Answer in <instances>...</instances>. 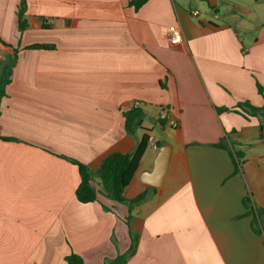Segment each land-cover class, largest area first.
<instances>
[{"label":"crops","instance_id":"crops-1","mask_svg":"<svg viewBox=\"0 0 264 264\" xmlns=\"http://www.w3.org/2000/svg\"><path fill=\"white\" fill-rule=\"evenodd\" d=\"M131 1L27 0L20 37L21 0H0V61L19 49L0 113V264H67L71 254L105 264L132 237L127 264H264V233L244 205L264 209L262 122L217 111L264 104V0ZM137 102L143 125L132 136L124 114ZM162 107L178 128L161 126ZM145 133L158 149L148 146L125 189L127 200L146 195L129 222V207L103 195L80 203L71 160L97 186L104 159L133 153ZM222 141L244 153L239 172ZM163 145L166 175L147 185Z\"/></svg>","mask_w":264,"mask_h":264},{"label":"trees","instance_id":"trees-1","mask_svg":"<svg viewBox=\"0 0 264 264\" xmlns=\"http://www.w3.org/2000/svg\"><path fill=\"white\" fill-rule=\"evenodd\" d=\"M148 0H132L130 5L135 7L138 10ZM27 0H21L18 7V32L20 37L28 29L27 21ZM45 29H49L48 24L44 25ZM6 47L13 48V46L3 42ZM51 46L47 45H33L27 49H51ZM13 54L8 55L4 60L0 61V113L2 100L6 97V89L12 82V75L14 68L18 62L19 49L13 48ZM258 92L264 98V88L260 85H257ZM219 113L222 112H233L244 116L245 118H258L261 120V129H262V138H264V104L262 107H255L249 102L239 103L236 107L228 108H218ZM125 117V126L127 132L134 136L138 131L142 130L143 125V111L141 109H132L131 111L124 114ZM162 127L166 126L165 121H159ZM9 141L8 139H2ZM150 142V136L145 133L143 137L139 140L135 151L131 154L123 153H113L107 158L104 159L100 169L98 170L96 176L98 179L97 186L94 185V174L90 168L82 163L71 160V162L76 165L79 169V174L81 178L80 185L76 192L77 200L82 204H90L94 202H99V196L103 195L111 200L126 204L129 207V217L127 218L128 222L131 218L132 209L134 206L141 204L146 195L142 194L133 200H127L124 198L125 189L128 187L133 177L135 176L138 167L142 158L144 157L146 150L148 149ZM217 147L224 150H229L231 153L236 172H239L242 169L244 164V153L235 151L233 147L222 143L218 144ZM253 202L251 198H246L244 205L248 212L246 216H253L252 227L254 231L258 234L264 233V209H256L253 207ZM105 210H108L104 207ZM137 237H132V245L130 249L122 255L117 256L113 260H108L105 264H127V260L131 257L137 248ZM67 264H84L81 257L71 254L66 257Z\"/></svg>","mask_w":264,"mask_h":264},{"label":"built area","instance_id":"built-area-1","mask_svg":"<svg viewBox=\"0 0 264 264\" xmlns=\"http://www.w3.org/2000/svg\"><path fill=\"white\" fill-rule=\"evenodd\" d=\"M191 14L194 17H197L199 15V12L194 10L191 12ZM170 42L171 45H178L181 42V35L180 32L177 29H171L170 32ZM142 105L141 103L137 102L133 106L132 109H141ZM159 119L161 121L166 122V126L170 129H176L179 127V121L175 117L172 116V113L168 107H162L159 111ZM149 145L155 149H158L157 141L154 139H150Z\"/></svg>","mask_w":264,"mask_h":264},{"label":"water","instance_id":"water-1","mask_svg":"<svg viewBox=\"0 0 264 264\" xmlns=\"http://www.w3.org/2000/svg\"><path fill=\"white\" fill-rule=\"evenodd\" d=\"M168 161L169 147L163 145L156 159L153 171L144 174L143 182L150 186L159 187L166 175Z\"/></svg>","mask_w":264,"mask_h":264},{"label":"rangeland","instance_id":"rangeland-1","mask_svg":"<svg viewBox=\"0 0 264 264\" xmlns=\"http://www.w3.org/2000/svg\"><path fill=\"white\" fill-rule=\"evenodd\" d=\"M256 9L258 11H261L262 13H264V5H260L259 7H256ZM227 10H230V8L227 7V6H224V7L221 8V11H225L226 12ZM153 133H154L155 136H161V132H160L159 127H155V131Z\"/></svg>","mask_w":264,"mask_h":264}]
</instances>
